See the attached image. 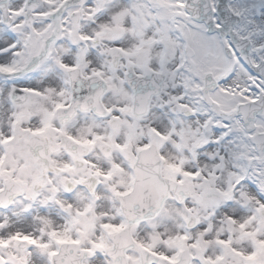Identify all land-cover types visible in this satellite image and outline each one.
Instances as JSON below:
<instances>
[{"label":"snow or ice","instance_id":"1","mask_svg":"<svg viewBox=\"0 0 264 264\" xmlns=\"http://www.w3.org/2000/svg\"><path fill=\"white\" fill-rule=\"evenodd\" d=\"M0 264H264V0H0Z\"/></svg>","mask_w":264,"mask_h":264}]
</instances>
